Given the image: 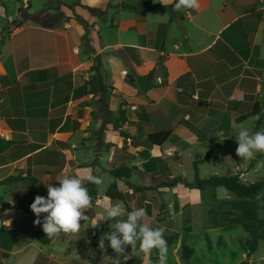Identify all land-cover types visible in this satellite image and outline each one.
<instances>
[{
    "label": "crops",
    "instance_id": "1",
    "mask_svg": "<svg viewBox=\"0 0 264 264\" xmlns=\"http://www.w3.org/2000/svg\"><path fill=\"white\" fill-rule=\"evenodd\" d=\"M140 1L74 0L73 7L61 0L60 8L29 9L32 14L47 11L19 26L27 5L9 8L0 0V138L16 141L0 152V180L16 170L37 178L35 183L0 185L1 252L9 255L7 247L23 235L30 244L35 239L19 200L30 208L27 200L47 197V183L59 186L57 177H107V187L99 185L97 201L85 212L88 221L102 205H114L106 196L113 181L128 199L131 188L125 179L107 170L134 165L128 156L143 150L141 135L172 130L163 145L151 149L154 155L162 152L176 137L164 151V158L171 159L168 152L190 143L198 152L212 151L210 137L230 142L252 119L254 132L264 130V0H199L198 9L180 10L171 8L176 0H151L168 8H125ZM154 69L155 86L143 93L126 80L128 74ZM83 86L93 90L78 94ZM105 86L113 89L107 97L101 90ZM102 104L115 117L118 108L126 110L123 127L116 130L104 121ZM242 115L247 117L238 120ZM120 130L131 137L124 138ZM91 210L94 216L89 217ZM55 257L48 255L49 264Z\"/></svg>",
    "mask_w": 264,
    "mask_h": 264
},
{
    "label": "rangeland",
    "instance_id": "2",
    "mask_svg": "<svg viewBox=\"0 0 264 264\" xmlns=\"http://www.w3.org/2000/svg\"><path fill=\"white\" fill-rule=\"evenodd\" d=\"M29 1L31 2L30 11L32 13H39L46 8L51 9L53 6L61 7V0H4L9 8L17 7L19 2L24 7ZM62 1L74 7V0ZM94 13H98V11ZM74 16L80 19L76 13ZM123 73L126 74L127 71H123ZM110 87H101L105 97L108 96L109 91L113 93V89L111 90ZM101 109L107 115L105 122L113 123L120 116L115 117L107 104H102ZM124 123L120 125L123 127ZM244 125L251 132H254L253 119ZM140 138L138 141L140 145L152 149V145L147 140V135H141ZM230 139V142H223L217 137H210L209 143H213V148L209 157L207 154L210 150L198 152L192 143L180 146L181 148L176 151L168 152L171 154V159L166 158L169 171L165 172L163 180L170 181L175 176H182L187 182H193L196 176L194 160L197 157L205 158L199 165V174L202 178L239 173L244 182H253L264 177V157L252 165L253 158L259 152H256L250 159L241 158L237 155L238 141L235 134L231 135ZM175 142L176 137H173L170 143L163 146L162 152L155 154L164 157V151L171 149ZM100 151L101 147L96 148L97 154ZM137 152L134 151L130 157L128 156L129 164L133 162L134 165L130 166L142 167L144 159ZM106 178L105 176L102 178V190L107 187L104 183ZM124 181L126 187L131 188L128 199L133 210L139 209L141 205L147 206L149 204L148 208L150 209L146 208L144 222L149 223L154 228H163L164 235L172 238L173 241L167 253V264H264V239L260 241L258 249L251 253L243 245L248 238V233L244 230L243 225H222L221 216L223 212H238L239 207H241L240 201L233 192L224 187L215 186L197 189L187 186L184 181H179L174 186L163 185L162 182L153 179L152 175L144 172V170L135 172L131 181L129 179ZM258 199L264 214V190ZM23 202L24 200H19V207L31 210V208H26ZM103 209L104 205L93 220H81L79 232L75 234L64 233L51 246L44 245L36 239H33L30 244L26 239L27 237L23 235L21 239L16 241V245L13 246L11 242L12 246L7 247L10 249L9 255L3 256L4 252L0 250V262L3 264H49L48 255L54 253L56 257L53 264H59L58 262L61 260H66L67 263L64 264H111L110 258L121 259L120 264H147L144 253L139 251L136 255L127 254L129 259L124 261L123 257L112 248L100 251L96 249V242L99 239L95 238L94 231L102 228L112 229L110 225L116 220L113 218L111 221H98L103 215ZM26 212L23 213L25 218L31 221L27 230H30L34 236V231L42 226L43 218L47 214L42 213L39 217L41 223L37 224L38 217L36 214L32 210H26ZM124 212L125 217L122 219L126 218L128 213L125 210ZM0 228L2 227L0 226ZM101 237L102 235L99 238ZM184 244L189 247L188 250L190 251V257L187 260L183 259Z\"/></svg>",
    "mask_w": 264,
    "mask_h": 264
},
{
    "label": "trees",
    "instance_id": "3",
    "mask_svg": "<svg viewBox=\"0 0 264 264\" xmlns=\"http://www.w3.org/2000/svg\"><path fill=\"white\" fill-rule=\"evenodd\" d=\"M174 4L171 6V8ZM31 8V2L27 3L25 9H23V17L19 21L18 25H22L25 19L31 17H38L39 15H43L46 11H43L41 14H32L29 12ZM90 11L97 12L99 9L89 7ZM125 8L134 11H149L155 9H167L168 6L154 3L151 0H142L138 4L135 5H125ZM4 39V38H3ZM3 39L0 40V46L3 43ZM158 70L154 69L151 70L148 74L145 75H138V74H128L126 76V80L131 85L139 88L141 93L147 91L150 88L155 86V80L157 79ZM93 88L87 90V86H83L78 89V94H85L90 93ZM120 116L113 121L114 128L119 130L121 128V123H124L128 120L126 110L123 108L119 109ZM253 113H256L253 112ZM247 115H242L238 118V120H242ZM263 123V117L258 120L257 128H259ZM172 130H161L156 132H150L147 134V140L151 145H163L170 137ZM121 136L124 138H130V134L124 130H120ZM16 141L14 139H4L0 138V152L5 151L11 145H13ZM143 159L142 169L144 172L149 173L152 175L153 179L157 180L158 182H162L163 185L174 186L179 181H184L187 186L195 187L197 189H203L206 186H215V187H224L227 190L233 192L236 198L240 201V206L238 212H223L221 216V221L223 226H231L234 224H241L243 225L244 230L248 233V238L243 243L244 247L251 253H254L258 247L259 243L262 239H264V214L262 207L259 204V195L264 190V177L253 181V182H244L242 177L239 173L232 174V175H213L208 178H202L199 174V165L205 160V158L197 157L194 161V169L196 171L195 180L191 183L187 182L182 176H175L170 181L163 180L165 177V172L169 171V166L166 162V158L158 154H152L151 149L144 148L137 152ZM210 152H208L207 157L210 156ZM264 156V152H259L252 160V165L258 162ZM140 169L137 166H119L108 170L109 174L112 175L116 179H130L135 172H138ZM170 174V173H169ZM15 182H37V178L27 170H16L11 175L7 176L6 178L0 180V185H10ZM84 186L88 189L90 196L92 197V205L95 204L98 198L99 193V185H95L93 183L84 182ZM37 195V192H36ZM106 196H108L114 204H122L123 208L127 211H131V207L129 205V199L125 196L124 192L119 188L118 183L113 181L106 190ZM34 202V199L27 200V203L31 205ZM5 207H9V204H4ZM150 209V208H148ZM27 211H31L30 209H26ZM89 217L94 216V210H91V213L88 214ZM113 229L109 228H102L94 231L95 238L99 240L96 242V249L98 251L103 249H108L110 247V242L105 239L104 240V248L101 249L99 247L100 239L104 237L105 233H110ZM63 234L60 233L55 237L49 238L47 234L43 231L42 226L37 228L34 231V237L40 243L44 245L51 244L56 238L60 237ZM102 235L101 238H99ZM168 250L172 244V238L164 235ZM139 249V241H137V250ZM183 259L187 260L190 257V251L188 250L189 247L184 244L183 245ZM125 254H132V247L131 245H127L125 247ZM3 256H7L6 253ZM149 260L151 264H158L159 261V253L158 250L153 249L149 254ZM0 264H3L0 262ZM149 264V261H147ZM245 264V263H241Z\"/></svg>",
    "mask_w": 264,
    "mask_h": 264
},
{
    "label": "clouds",
    "instance_id": "4",
    "mask_svg": "<svg viewBox=\"0 0 264 264\" xmlns=\"http://www.w3.org/2000/svg\"><path fill=\"white\" fill-rule=\"evenodd\" d=\"M199 7V0H176L174 4L176 10L198 9ZM235 136L238 141L236 151L239 157L250 159L256 152H264V130L251 132L249 128L242 126ZM56 179L59 181V186L47 183V197L37 195L30 205L31 210L38 217L37 224L41 223L40 215L47 214L43 218L42 228L49 238L62 232L66 234L79 232L81 220H88L85 212L92 205V197L84 186V182L95 185L102 183L101 177L93 174L65 175ZM145 216V209L139 208L128 212L126 218L122 219L125 217L122 204L105 206L103 215L98 221H111L113 218L116 220L110 225L113 230L104 234L99 247L103 249L104 240L107 239L110 242V247L126 261L129 256L125 254V247L131 245L132 253L134 255L137 251L144 253V259L149 261V264H151L149 254L153 249H156L159 253V264H167L168 246L164 237V229L154 228L144 222ZM137 241H139L138 250ZM109 260H111V264H120L121 262L119 258H110Z\"/></svg>",
    "mask_w": 264,
    "mask_h": 264
}]
</instances>
